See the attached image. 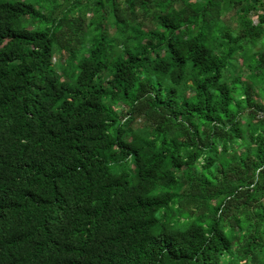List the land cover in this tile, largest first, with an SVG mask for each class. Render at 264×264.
Returning a JSON list of instances; mask_svg holds the SVG:
<instances>
[{"label": "trees", "instance_id": "obj_1", "mask_svg": "<svg viewBox=\"0 0 264 264\" xmlns=\"http://www.w3.org/2000/svg\"><path fill=\"white\" fill-rule=\"evenodd\" d=\"M60 1L0 0V264H264V0Z\"/></svg>", "mask_w": 264, "mask_h": 264}, {"label": "rangeland", "instance_id": "obj_2", "mask_svg": "<svg viewBox=\"0 0 264 264\" xmlns=\"http://www.w3.org/2000/svg\"><path fill=\"white\" fill-rule=\"evenodd\" d=\"M58 1H60V0H58ZM60 2H62V1H60ZM60 9H62V8H59V7H58V8L56 9L55 13H57L58 11H60ZM88 17H89V15H88ZM231 25H233V24H231ZM56 57H57V53L54 52V54H53V58L56 59ZM136 124H137V123H136ZM136 124H135V125H136Z\"/></svg>", "mask_w": 264, "mask_h": 264}]
</instances>
